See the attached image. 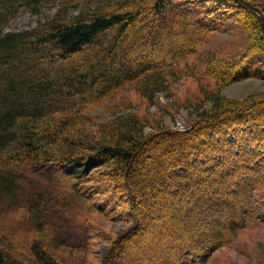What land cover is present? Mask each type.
Returning <instances> with one entry per match:
<instances>
[{
	"label": "trees",
	"instance_id": "trees-1",
	"mask_svg": "<svg viewBox=\"0 0 264 264\" xmlns=\"http://www.w3.org/2000/svg\"><path fill=\"white\" fill-rule=\"evenodd\" d=\"M52 3L34 27L0 30V264H88L53 247L49 217L93 229L107 209L82 185L100 181L99 166L133 221L99 264H200L264 222V99L219 97L228 82L264 78V43L246 34L199 59L235 14L225 6L264 39V0H0V25ZM181 77L204 84L195 105L213 101L187 130L143 136L130 116L86 132L88 111L123 88L150 99Z\"/></svg>",
	"mask_w": 264,
	"mask_h": 264
},
{
	"label": "rangeland",
	"instance_id": "rangeland-1",
	"mask_svg": "<svg viewBox=\"0 0 264 264\" xmlns=\"http://www.w3.org/2000/svg\"><path fill=\"white\" fill-rule=\"evenodd\" d=\"M57 5L54 3L45 5L38 13L19 10L6 26L0 25V30L20 32L34 27L37 22L43 21L51 15ZM222 8H228L227 11L230 14L234 12L235 14L225 18L226 20L220 25L221 29L213 30L206 36L199 51V59L201 60L208 58L222 46L238 43L243 35L246 37V34L257 35L260 43H264L258 29L252 26V18L248 13L227 6ZM188 17L190 16L188 15ZM135 84L133 83L129 88H123L118 94L111 97V100L91 108L87 116L89 121L94 122L95 127L87 124L86 132L91 136H97V132H93L97 126L122 118H130V116H136L141 121L143 136L160 128L184 131L190 128L189 121L203 109L209 108L213 102L206 99L201 107L195 105L198 104L196 99H203L200 89L198 90L197 87L203 89L205 86L193 77H181L174 80L168 89L158 92L154 98L150 99L140 98ZM219 97L228 102L263 100L264 78L252 76L228 82L219 89ZM249 125L246 124V126ZM224 127L229 129L226 133L231 138L235 129ZM224 127L220 129L223 130ZM260 151L264 153V147ZM98 171L100 181H92L82 185L88 198V205L89 203L103 204L105 202L103 205L107 209V214L97 213L90 217L93 229L72 227L60 219L57 220L54 215L49 217L53 224V229L49 235L53 247L78 256L82 262L88 264H99L103 261L111 248L112 239L133 225V221H129L126 216V204L123 203L120 195H116L117 192L115 194L111 192L114 184L111 183L109 186L106 178H104L108 170L104 166L92 170V172ZM174 172L179 173L180 169H175ZM97 185L101 188L96 193ZM107 185L110 187L109 191L104 190ZM108 200L111 201L107 203ZM88 205L85 203L83 207H88ZM257 221L255 226L244 230L234 243L201 254L198 257L200 264H264V222L259 219ZM145 240L143 239L142 243L145 246L149 245L150 242L147 240L145 243Z\"/></svg>",
	"mask_w": 264,
	"mask_h": 264
}]
</instances>
